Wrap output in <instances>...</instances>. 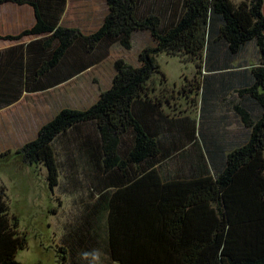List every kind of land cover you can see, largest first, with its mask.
Returning a JSON list of instances; mask_svg holds the SVG:
<instances>
[{"label": "trees", "instance_id": "16d2710c", "mask_svg": "<svg viewBox=\"0 0 264 264\" xmlns=\"http://www.w3.org/2000/svg\"><path fill=\"white\" fill-rule=\"evenodd\" d=\"M104 1L100 26L83 34L60 24L67 0H0L30 5L36 18L31 28L4 38L43 35L0 51V109L23 92L52 88L97 64L106 46L130 49L137 31H147L154 42L140 50L137 66L114 61L111 84L93 104L61 108L16 152L46 168L51 188L59 176L53 141L81 124L95 126L98 136L82 143L83 159L97 183L92 213L106 215L107 252L117 264H264V0ZM250 43L258 62L240 72L243 87L237 91L244 104L233 106L247 140L220 165L218 146L206 142L207 162L201 153L187 171L161 174L158 159L166 151L152 121L166 123L168 116L155 107L163 93L155 98V86L149 87L161 72L156 56L195 61V92L202 85L203 96L209 78L216 87L219 76L237 75L234 60ZM218 58L223 62L213 63ZM5 199L0 185V264H21L15 256L27 242ZM58 252L65 264L66 249Z\"/></svg>", "mask_w": 264, "mask_h": 264}, {"label": "rangeland", "instance_id": "374dc122", "mask_svg": "<svg viewBox=\"0 0 264 264\" xmlns=\"http://www.w3.org/2000/svg\"><path fill=\"white\" fill-rule=\"evenodd\" d=\"M102 2L69 0V15L66 14L63 22L72 24V21L76 25L86 19V28L92 30L96 17L105 12ZM81 7L87 10L85 16L76 18L78 14L75 10ZM90 8H93L91 12ZM71 17L74 20H69ZM153 45L147 31H137L133 34L130 49L118 43L106 46L105 57L78 78L56 85L48 94H25L9 109L0 110V123L10 121L13 116L23 120L21 125H14L13 131L0 132V185L5 186L9 215L16 217L19 234L24 235L27 242L15 256L21 264H62L59 246L66 249L65 264H117L107 252L106 215L92 213L98 197L95 187L97 183L94 173L83 159L82 143L98 136L95 126L90 123L81 124L53 141L59 176L57 185L51 188L46 179V168L42 164L26 163L22 154L16 152L20 148L17 144L22 146L24 142L35 138L39 127L61 108L85 109L93 104L100 92L110 86L115 72V60L123 59L137 66L140 50ZM156 59L161 72L152 75L149 87L155 86V98H158L160 92L163 93L164 101L159 105L154 99L155 107L168 116L166 123L152 121L159 129L160 146L168 155L162 154L158 159L159 171L161 174H171L179 169L187 171L192 161L198 162L197 156L201 153L207 162L204 152L207 150L206 142L218 146L216 164L220 165L224 155L248 137V130L233 106L244 104L237 91L243 86L237 81H240L243 68L258 62L255 49L250 44L245 46L234 60L233 66L236 68H232L236 69L237 75L225 77L227 80L224 78L223 83H217L216 87L215 81L209 78L203 96L202 85L195 92L198 90L193 78L196 74L195 61L187 56L166 52L159 53ZM213 61L219 64L223 62L219 58ZM203 73L198 74L200 79ZM223 77L220 76L219 80ZM147 118L152 120V115ZM182 125L188 129H177ZM161 127L169 130L163 131ZM166 147L171 149L167 152ZM79 235L81 241L77 242Z\"/></svg>", "mask_w": 264, "mask_h": 264}, {"label": "crops", "instance_id": "0c3cea01", "mask_svg": "<svg viewBox=\"0 0 264 264\" xmlns=\"http://www.w3.org/2000/svg\"><path fill=\"white\" fill-rule=\"evenodd\" d=\"M102 1H103L102 3H104L103 6H104V9H105V12L103 14H100V15H98L96 17V21L94 23L95 26H94V28L92 30H89V29L86 28V26L88 24L86 23V19L85 18H84L85 22H83L81 24L78 23L76 25L73 24L72 21H71L72 24H66V23L63 22L66 14H68L67 10H68V6H69V0H67V2H66L65 10H64V13L62 14V17H61V20H60V24H62L64 26H67V27L78 28L81 32H83V34H89V33L93 32V31H95L100 26V24H101V22L103 20L104 14L106 13L105 2H104V0H102ZM92 10H93V8H90L89 12H91ZM86 11L87 10L85 8H82V7L80 9H76L75 12H76V14H78L76 16V18L85 16L84 13ZM263 12H264V5H263ZM71 16H75V15H71ZM69 20H74V19H73V17H71V19H69ZM35 21H36V18H35V15H34V10H33V8L30 5H27V4H15V3H12V2L1 3L0 4V37H1L0 38V51L8 49V48L13 47V46H16L18 44L25 45V44H27L28 42H30L32 40H35V39L43 37V35H29V36L21 38L20 40H9V39L3 38L6 35H17L20 32H22L24 29L31 28L35 24ZM92 24L93 23H91V25ZM250 45H252L253 48L255 49V47H254V45L252 43H250ZM213 63H214V61H213ZM97 64H95V65H93L91 67H88L87 69L83 70L82 72L72 76L68 80H65V81L59 83L57 86L63 85V84H65L68 81H71L73 79L78 78L82 73L92 69ZM226 72H228V69L226 70ZM225 77L228 78L227 73L224 75L223 78H221L219 80V82L223 83ZM229 80L230 79H228V81ZM57 86H54L52 88H48V89L42 90V91L23 92L22 95L20 96V98L16 102H18L22 98V96L24 97L25 94H40V93L48 94V92L52 91V89L56 88ZM16 102L12 103L11 105L15 104ZM11 105L6 106L4 108H1L0 110H4V109H7V108L9 109V107ZM22 123H23V120L22 119L20 120L19 116L15 117V118L13 116V118H11L10 121L7 120L4 123H0V132H8V130H10V129L13 131V128H14L15 124H18V125H15V126H19ZM6 134H8V133H6ZM18 146L21 147V145L19 143L17 144V147Z\"/></svg>", "mask_w": 264, "mask_h": 264}]
</instances>
